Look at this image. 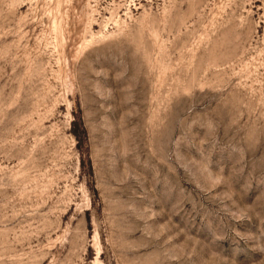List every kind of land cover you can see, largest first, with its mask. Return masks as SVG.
Here are the masks:
<instances>
[{
  "label": "rangeland",
  "instance_id": "obj_1",
  "mask_svg": "<svg viewBox=\"0 0 264 264\" xmlns=\"http://www.w3.org/2000/svg\"><path fill=\"white\" fill-rule=\"evenodd\" d=\"M0 264H264V0H0Z\"/></svg>",
  "mask_w": 264,
  "mask_h": 264
}]
</instances>
